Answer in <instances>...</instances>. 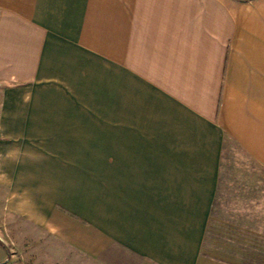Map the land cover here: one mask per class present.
I'll return each instance as SVG.
<instances>
[{
  "label": "crops",
  "instance_id": "crops-1",
  "mask_svg": "<svg viewBox=\"0 0 264 264\" xmlns=\"http://www.w3.org/2000/svg\"><path fill=\"white\" fill-rule=\"evenodd\" d=\"M263 216L264 0H0V264H223Z\"/></svg>",
  "mask_w": 264,
  "mask_h": 264
},
{
  "label": "rangeland",
  "instance_id": "rangeland-1",
  "mask_svg": "<svg viewBox=\"0 0 264 264\" xmlns=\"http://www.w3.org/2000/svg\"><path fill=\"white\" fill-rule=\"evenodd\" d=\"M226 205L230 206V200L229 202L227 200H225V198L221 199V201L217 200V209H218V213H216L213 216V222L217 223V224H225L227 222H229V218H228V214H224L223 211L225 209V207H227ZM221 208V209H220ZM222 212V213H221ZM221 213V214H220ZM264 217V216H263ZM261 228H264V220H262L261 218ZM216 229H214V231L212 232V236H216L215 239L216 241V245L209 247V246H205V252L208 250H213V251H219V250H223L224 246H219L220 243L227 245L230 243V245L232 244V242L228 241V237L227 235L232 234L233 232H229L226 231L224 229H222V226L218 229L217 227H215ZM245 242V240H244ZM255 243V242H254ZM227 248V247H224ZM228 249H230V247H228ZM233 250H239V248H232ZM244 249V254L246 255H231L228 256V258H233V259H238V261H233V262H227V263H223V264H264V230L260 231V239H259V244L254 245L253 251L251 250V248H243ZM258 252V254H257ZM257 254V255H255ZM226 257V256H225ZM222 264V263H221Z\"/></svg>",
  "mask_w": 264,
  "mask_h": 264
}]
</instances>
